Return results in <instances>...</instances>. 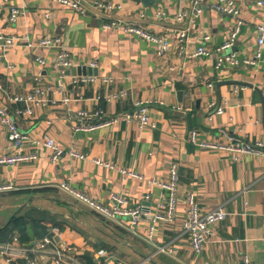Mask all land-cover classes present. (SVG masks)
Returning <instances> with one entry per match:
<instances>
[{"label": "crops", "instance_id": "1", "mask_svg": "<svg viewBox=\"0 0 264 264\" xmlns=\"http://www.w3.org/2000/svg\"><path fill=\"white\" fill-rule=\"evenodd\" d=\"M9 1L0 4L1 34L27 36L33 43L47 36L61 37L78 65L71 69L96 62L97 67L90 69L98 72L93 73L98 79L84 82L80 79L83 74L67 73L62 77L56 49L18 43L7 50L6 63L0 62V107L9 113L24 108L11 98L28 94L38 85L55 104L16 119L27 136L22 151L36 153L38 159L0 165V185L13 186L0 192V228L23 207L19 214L35 219L51 235L52 229L59 230L54 240L59 246H70L81 264H101L95 257L99 249L112 254L113 264H240L245 256L254 264H264V158L246 155L234 161L232 153L203 149L190 140L195 131L199 140L208 142L236 137L264 143V46L255 65L218 66L216 50L228 39L235 19L217 12L208 2L198 17H190V4L181 0H156L152 16L139 0H110L123 5L110 18L135 20L144 13L143 24L171 40L169 50L161 53L160 44L129 36L121 29H105L109 17L91 5L79 12L51 0ZM234 1L241 10L242 27L232 51L243 61L256 52V27L264 24V5L258 6L259 0ZM10 7L22 10L14 21L10 20ZM180 10L189 14L182 23L176 20ZM182 29L187 31L184 42L176 34ZM206 36L209 40L204 41ZM200 46L209 55L194 57ZM103 78L110 80L104 82ZM121 90L127 91L124 98L107 99ZM139 101L149 103L154 128H141L131 119L92 131L79 129L83 123L100 120L93 116L96 111L103 112L102 119H112L134 113ZM82 111L89 117L79 116ZM45 135L85 158L65 153L53 162V152L36 144ZM3 153L14 151L7 128L0 124ZM93 159L113 168L96 165ZM174 165L179 176L174 220L158 223L152 237L150 216L143 214L132 229L127 218L115 221L100 215L74 193L105 207L112 206L111 197L116 194L127 200L124 208L145 206L154 214L167 193L153 182H168ZM63 183L74 192L65 190ZM191 194L202 213L218 206L227 212V218L212 228L200 255L184 232ZM5 208L10 209L8 214L3 213ZM42 237L34 234V240ZM30 242L29 237L22 243L29 246ZM43 264L53 263L46 258Z\"/></svg>", "mask_w": 264, "mask_h": 264}, {"label": "built area", "instance_id": "2", "mask_svg": "<svg viewBox=\"0 0 264 264\" xmlns=\"http://www.w3.org/2000/svg\"><path fill=\"white\" fill-rule=\"evenodd\" d=\"M61 5L70 7L76 11L84 12L87 5L93 6L96 10H99L102 15L109 17V20L103 24L105 29H121L125 34L133 36L150 43L160 44L162 47L161 53L169 50L171 46V40L168 37H162L151 32L144 24V13H140L135 20H124L117 17L110 18L109 15H113L123 9V5L115 3L110 0H51ZM184 3H189L191 6L190 15L185 10H180L176 16V20L182 23L188 15L190 17H198L203 9V6L208 2L209 6L215 9L217 12L230 16L235 19V26L231 31L228 39L217 48L218 54L217 65L221 66L224 63H228L232 66H236L239 63L245 65H255L262 58V49L264 46V24H260L256 27L258 39L256 52L252 58L240 61L236 53L232 50L235 42L241 32V10L237 6L234 0H181ZM1 5L10 4L9 0H0ZM258 6H263L264 1L259 0ZM10 20L14 21L18 16L22 14V10L18 7H10ZM177 39L180 42H184L187 39V31L177 30ZM204 41L209 40V36L203 38ZM24 43L28 48L39 49H56V61L60 75L63 77L66 72L76 65L72 60L68 51L64 48L61 37L47 36L41 38L36 43L30 41L29 37H16L5 36L0 33V62L7 60V50L18 44ZM208 50L204 46H200L193 56H207ZM40 63L45 64V60L39 58ZM87 68L95 69L97 67L96 62H90L86 65ZM84 66V67H86ZM76 80V78H74ZM80 79L84 82H93L98 79L93 73L91 75H83ZM110 79L103 78L104 82H108ZM212 88L213 84H209ZM235 91H238V87H235ZM127 95L126 90H121L107 96L108 100H116L124 98ZM13 102H20L24 104V108L16 109L13 113L5 108L0 107V124L8 130L9 141L13 154H0V165L14 166L16 164H24L36 161L38 159L36 153L22 151L27 136L23 134L16 123L17 118L30 117L34 114V111L41 107L55 104V101H51L45 97V90L41 86H36L30 93L23 96H14L11 98ZM68 102L69 99H65ZM81 117H89L88 113L82 111L78 113ZM102 111H96L93 116L100 118L97 123H83L79 129L92 131L101 127H106L112 124H117L121 120L130 121L135 119L138 121L141 128H154L155 124L151 121L149 103L146 101H139L136 103V109L132 114H123L112 119H102ZM190 140L198 145L200 148L208 149L217 152L232 153L234 161H238L246 155H254L264 158V143L262 141H249L243 138L228 137L226 141L208 142L199 140L198 134L193 131L190 135ZM38 146L47 148L53 152L52 161L56 162L59 158L67 153L68 155L80 159H84L85 156L75 149L71 148L66 151L61 147L57 141L45 135L42 141H37ZM93 162L99 166H105L113 168L110 164L105 163L101 159H93ZM123 174L130 176H137L135 173L128 172L127 170H121ZM179 182V176L177 166L174 165L171 169L170 180L168 182L159 183L153 182V185L161 187L166 191V201L158 205L156 213L152 214L149 208L145 206H138L134 209H127L123 206L127 204V200L119 195H112V206L105 207L93 199L78 193L70 189V187L63 183L62 187L65 190H71L75 195L85 203H87L92 210L96 213L103 215L109 219L117 221L120 218H127L129 220V226L135 229L140 220V215L145 214L151 217L153 225L149 230V237H152L153 230L158 223H168L174 220V214L177 210V185ZM13 189L11 184L0 185V192H6ZM122 206V207H121ZM227 218V212L222 206L213 208L212 210L202 213L200 207L195 200V197L191 194L188 198V211L187 219L184 222V232L189 236L192 248L196 255H200L204 249L208 238L211 235L212 228L224 221ZM59 234V230L52 229V235H46L41 239L34 240L32 246H28L21 242L19 235H15L10 243L0 244V255L3 257V262L0 264H13L17 261L23 262V264H43L44 259H48L53 264H81L78 259L73 255V249L68 246H59L54 240L55 236ZM95 257L100 260L101 264H113L112 254L106 249H99L95 253ZM240 264H254L245 256Z\"/></svg>", "mask_w": 264, "mask_h": 264}, {"label": "trees", "instance_id": "3", "mask_svg": "<svg viewBox=\"0 0 264 264\" xmlns=\"http://www.w3.org/2000/svg\"><path fill=\"white\" fill-rule=\"evenodd\" d=\"M29 222L32 224L34 234L36 236L50 235L47 228L35 221V219L31 220L26 216L19 214L11 221L8 227L0 229V242L3 244L10 243L15 236V232L19 233L21 242H27L29 240L27 233V226Z\"/></svg>", "mask_w": 264, "mask_h": 264}, {"label": "water", "instance_id": "4", "mask_svg": "<svg viewBox=\"0 0 264 264\" xmlns=\"http://www.w3.org/2000/svg\"><path fill=\"white\" fill-rule=\"evenodd\" d=\"M141 1V3L143 4V6L146 8V13L148 16H152V7L154 6V4L156 3V0H139ZM95 73V74H98V72L96 70H91L90 68H87V67H82L80 69H71L70 71H67L66 73L67 74H73V75H86L87 73ZM23 210V207H20L16 213L9 219L8 223L6 224V227H8V225L11 223V221ZM144 217L143 214L140 215V219H142ZM150 219V217H148ZM1 229V228H0ZM28 234H29V237L31 239V242L29 243V246H32L33 245V240H34V233H33V230H32V226L31 225H28Z\"/></svg>", "mask_w": 264, "mask_h": 264}, {"label": "rangeland", "instance_id": "5", "mask_svg": "<svg viewBox=\"0 0 264 264\" xmlns=\"http://www.w3.org/2000/svg\"><path fill=\"white\" fill-rule=\"evenodd\" d=\"M10 212V209L9 208H5V210H4V214H8Z\"/></svg>", "mask_w": 264, "mask_h": 264}]
</instances>
